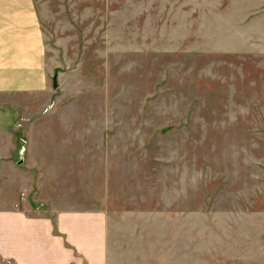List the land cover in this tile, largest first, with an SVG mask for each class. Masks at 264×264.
<instances>
[{
  "label": "rangeland",
  "instance_id": "obj_1",
  "mask_svg": "<svg viewBox=\"0 0 264 264\" xmlns=\"http://www.w3.org/2000/svg\"><path fill=\"white\" fill-rule=\"evenodd\" d=\"M34 18L11 37L30 60L2 68L3 213L20 168L30 217L69 203L97 226L94 264H264V0H34Z\"/></svg>",
  "mask_w": 264,
  "mask_h": 264
},
{
  "label": "crops",
  "instance_id": "obj_2",
  "mask_svg": "<svg viewBox=\"0 0 264 264\" xmlns=\"http://www.w3.org/2000/svg\"><path fill=\"white\" fill-rule=\"evenodd\" d=\"M34 19V0H0V86L3 82H9L3 81L2 68H13L24 58L30 60L29 44H20L11 37H28L29 34L33 36ZM6 55L9 59L3 58ZM16 79L11 82H33V79ZM1 149L0 140V153ZM22 154L16 159L18 166L25 163ZM33 176V173L21 171L19 168L10 178V189L18 197L12 201L9 213L4 214L0 207V259L4 260L2 264H80L84 260L94 264L92 262L99 259L98 230L94 231L96 235H93V231L87 236L82 234L81 227H87L93 222L83 223L82 214L79 213L81 209L68 203L65 205L68 206L66 209L57 211L61 214L55 219L46 215L34 218L27 214L30 206H24L21 200L22 195L33 190ZM3 178L0 172V181ZM2 192L0 185V194ZM45 211L53 212L52 209ZM93 225L97 228L94 223Z\"/></svg>",
  "mask_w": 264,
  "mask_h": 264
}]
</instances>
